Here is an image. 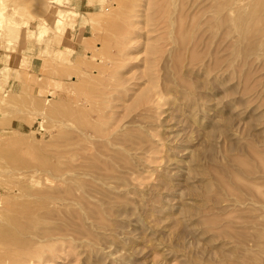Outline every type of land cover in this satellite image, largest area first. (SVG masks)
<instances>
[{
  "label": "rangeland",
  "instance_id": "374dc122",
  "mask_svg": "<svg viewBox=\"0 0 264 264\" xmlns=\"http://www.w3.org/2000/svg\"><path fill=\"white\" fill-rule=\"evenodd\" d=\"M13 1L0 0V11L5 14L0 20V264H264V47L260 41L255 39L254 45L249 39L257 32L258 16L264 17V3L257 0L262 4L261 14L260 4L251 2L254 7L258 4L255 14L253 9L250 12L253 6L249 7V0H232L231 10L236 11H228L233 21L232 45L220 43L226 44L224 50L219 44L217 62L208 53L210 45L201 53L206 45L202 41L196 49L192 41H199L208 24L222 17L223 11H215L222 0H193V6L185 8L182 3L189 0ZM241 6L250 11L245 15ZM62 11L69 12V21L68 28L61 31L54 19ZM255 15L258 20L253 21ZM251 23L254 31L248 29ZM259 23L261 20L260 28L264 21L261 26ZM219 25L217 32L222 35L224 26ZM245 27L247 30L242 29ZM247 31L254 33L247 36ZM183 37L187 44L181 41ZM229 46L231 51L227 52ZM190 47L199 51L191 54V60L189 54L194 49ZM182 51L188 63L184 57L180 56L182 61L177 57ZM58 52L63 53L62 58ZM198 53L206 61L198 59ZM221 55L228 60L223 62ZM173 59L175 64L180 60L183 69L181 65L174 68ZM83 127H88L86 140L90 144L87 153L82 144L78 146L84 151L80 155L97 166L102 165L100 151H105L101 149L105 139L127 129L133 134L130 139L135 141V151L120 146L124 161L108 171L119 179L112 183L96 180V184L84 187V176L79 174V187L83 188L71 184L69 178L76 175L74 164L83 161V157H72V138L81 140ZM134 135L137 138L133 139ZM240 159L254 170L249 181L248 175L240 172ZM211 170H223L229 176L221 173L219 177L220 172L213 175ZM238 173L254 186L253 193H243L247 204L236 202L235 193L231 195L235 188L230 186V174ZM47 175L51 180L45 178ZM222 176L230 184L226 186L231 196L226 189L221 190L224 186L218 187ZM70 192L72 200L68 202ZM53 193L68 197L61 195L62 203L51 204L47 196ZM79 195L85 196L84 201ZM52 225L47 232L56 233L52 240L57 241L36 239L44 234L43 227ZM40 231L44 232L40 235Z\"/></svg>",
  "mask_w": 264,
  "mask_h": 264
},
{
  "label": "bare ground",
  "instance_id": "6f19581e",
  "mask_svg": "<svg viewBox=\"0 0 264 264\" xmlns=\"http://www.w3.org/2000/svg\"><path fill=\"white\" fill-rule=\"evenodd\" d=\"M9 1V0H8ZM16 1V0H15ZM15 1H13L14 2V4H15ZM104 1V0H103ZM103 1H101V2H103ZM158 1H160V0H158ZM186 1V0H185ZM195 1H198V0H195ZM220 0H218V2H219ZM238 1V0H237ZM250 1V3L253 1V0H249ZM257 1V0H256ZM19 2V1H18ZM20 2H21V0H20ZM24 2V1H23ZM193 2V0H191V2H190V0L189 1H187L186 3L183 1V8H185L186 6H188V5H190L191 4V6H193V4L195 3H192ZM216 2H217V0H216ZM217 2V3H218ZM239 2H242L241 4H244V2L243 1H239ZM238 2V3H239ZM261 2H263L264 3V1L263 0H261ZM17 3V2H16ZM220 4H217L216 5V7L215 8H217V10H215V11H217V12H221V11H223V13L224 14H221L222 15V17L220 18V19H215L214 21H212V22H210L207 26H208V28L207 29H205V31H203L201 34H199V33H197V34H199V36L200 37H198V39H199V41H195V42H193L191 39H188V40H191L192 41V43H193V45L192 46H195L196 47V49H197V47H198V45H200L201 44V42L202 43H204V45H206L204 48H201V46H200V48L201 49H203V50H200V52L202 53L203 51L204 52H206L207 50H208V53H209V55H212L213 57H215V61H217L218 62V58L220 57L219 55V52H220V45L222 46V44H220V43H222V42H226L227 44H228V42H230L231 41V39H232V30H231V24H232V18L230 17V14L231 13H229L228 11L230 10L231 12L233 11V12H235L236 13V11H234L235 9H233V10H231V6L233 5L232 4V0H222V1H220L219 2ZM234 3V2H233ZM247 3V5L249 4V2L247 1L246 2ZM252 3H256L255 2V0H254V2H252ZM251 3V5L249 6V7H252L253 6V8H246V6H245V8H246V12H247V10L248 11H250V12H252V9L254 10V9H256L257 8V5L258 4H260V2L258 3V1H257V5H255V7H254V5ZM120 4V3H119ZM118 4V5H119ZM160 4V3H159ZM216 4V3H215ZM240 4V5H241ZM121 5H122V3H121ZM120 5V6H121ZM239 5V6H240ZM108 6V5H107ZM181 6V5H180ZM243 6V5H242ZM241 6V7H242ZM181 7V8H182ZM207 7H209V6H207ZM212 7V6H211ZM233 7V6H232ZM244 7V6H243ZM243 7H242V10H243ZM264 7V6H263ZM259 9L260 8H262V4H260L259 5V7H258ZM257 8V9H258ZM16 9V8H15ZM160 9V8H159ZM190 10H191V8H189ZM188 9V10H189ZM241 9V8H240ZM256 9V10H257ZM264 9V8H263ZM49 10V9H48ZM71 10V9H70ZM152 10V9H151ZM181 10V9H180ZM183 10V13H184V11H185V9H182ZM212 10V9H211ZM262 9H260V10H258L259 12L261 11ZM59 11H60V9H59ZM239 11V10H238ZM244 11V10H243ZM257 11V12H258ZM264 11V10H263ZM262 11V12H263ZM245 12V11H244ZM246 12H245V15H246ZM250 12L248 13V15L250 14ZM259 12H258V15H259ZM262 12H260L261 14H262ZM187 13V12H186ZM216 13V12H215ZM215 13H213V14H215ZM253 13H255V14H257L256 13V11L254 10V12ZM252 13V14H253ZM264 13V12H263ZM59 14V13H58ZM130 14V13H129ZM195 14V13H194ZM202 14V13H201ZM217 14V13H216ZM234 14V13H233ZM252 14H250L249 16H251L252 17ZM92 15V14H91ZM182 15V14H181ZM180 15V16H181ZM217 15H219V14H217ZM217 15H215V16H217ZM220 15V16H221ZM232 15V14H231ZM238 15V14H237ZM241 15V14H240ZM244 15V14H243ZM257 15V16H258ZM93 16V15H92ZM129 16V15H128ZM192 16V15H191ZM214 15H213V17H215ZM254 16V15H253ZM256 15H255V18L253 19V21H256L255 19H257L258 20V18H256L257 17ZM262 16H264V15H262ZM130 17V16H129ZM174 17V16H173ZM196 17V16H195ZM195 17H193L192 19H195ZM211 17V16H210ZM247 18H249L248 16H246ZM245 17V18H246ZM258 17H260V19L258 20V21H256L255 23L257 24V28H256V30L254 29V25H253V23H251V24H249V28L248 29H250V30H255V31H257L256 33H254V32H251L250 31V33L251 34H249V32L247 31V36H252V33H254L253 34V37H254V39H253V37L251 38H249V39H252L253 41V44L255 43L254 42V40L256 39L257 41H260L261 42V44L263 45V47H264V23L262 24V22L264 21L263 19H264V17H262L261 18V16H258ZM4 18H5V14L3 13V12H1L0 11V20H4ZM179 18V17H178ZM180 19V18H179ZM184 19V18H183ZM208 19H210V18H208ZM237 19V18H236ZM45 20V19H44ZM55 21H54V25L59 29V30H65L66 28H68V21H69V12H61L58 16L56 15V17H55V19H54ZM261 20V24L263 25V26H261V24H260V28L258 27V22ZM263 20V21H262ZM23 21V20H22ZM179 21V20H178ZM192 21V20H191ZM194 21V20H193ZM193 21H192V23H193ZM232 21V22H231ZM241 21V20H240ZM125 22V21H124ZM185 22V21H184ZM195 22V21H194ZM197 22V21H196ZM207 22V21H206ZM209 22V21H208ZM207 22V23H208ZM17 23V22H16ZM71 23V22H70ZM154 23V22H153ZM172 23V22H171ZM170 23V24H171ZM191 23V24H192ZM204 23V22H203ZM202 23V24H203ZM220 23H222V25L224 26V28H223V30H222V35L219 33V32H217L221 27V25H219ZM231 23V24H230ZM249 23H250V19H249ZM254 23V24H255ZM1 24H3V23H1ZM0 24V25H1ZM11 24V23H10ZM15 24V23H14ZM242 24H243V21H242ZM255 24V25H256ZM16 25V24H15ZM196 25V24H195ZM17 26V25H16ZM150 26V25H149ZM181 26V25H180ZM206 26V25H205ZM204 26V27H205ZM206 26V27H207ZM242 26H245V24L244 25H242ZM172 27V26H171ZM195 27V26H194ZM203 27V26H202ZM246 27H248V26H246ZM246 27L245 28H242V29H245V30H247L246 29ZM253 29H252V28ZM256 27V26H255ZM191 28V27H190ZM197 27H195V29H196ZM259 28V29H258ZM184 29V28H183ZM234 29V28H233ZM258 29V30H257ZM189 30V29H188ZM244 30V31H245ZM179 31H180V29H179ZM178 31V32H179ZM243 31V32H244ZM44 33V32H43ZM191 33V32H190ZM181 34V33H180ZM249 34V35H248ZM121 35V34H120ZM188 35V34H187ZM244 35H245V32H244ZM174 36V35H173ZM181 36V35H180ZM184 36L186 37V33L184 34ZM246 36V37H247ZM189 37V36H188ZM235 37H237V36H235ZM242 37V36H241ZM244 37V36H243ZM256 37V38H255ZM18 38V37H17ZM195 38H197L196 37V34H195ZM161 40V39H160ZM186 40V38H184L183 37V40H181L182 42H185V44H187L186 42H188V41H185ZM196 40V39H195ZM243 40V39H242ZM68 41H69V39H68ZM191 41H190V44H191ZM256 41V42H257ZM198 42V44H195V43H197ZM205 42H206V44H205ZM242 42V41H241ZM247 42H249V41H247ZM252 42H251V44H252ZM65 43V42H64ZM181 43V42H180ZM240 43V42H239ZM244 43H245V41H244ZM190 44L188 43V45L190 46ZM220 44V45H219ZM229 44H231L232 45V43L230 42ZM256 44V43H255ZM254 44V45H255ZM261 44L259 43V45H258V43H257V45H258V47L259 46H261ZM207 45H210V47L206 50V47H207ZM219 45V46H218ZM234 45V44H233ZM180 46H181V44H180ZM189 46H186V47H189ZM223 46H224V48H223ZM222 46V49H224L225 50V47H226V44L225 45H223ZM252 47H254L253 45H251ZM124 47V46H123ZM182 47V46H181ZM258 47H256V48H258ZM191 49H194V47H190ZM199 48V49H200ZM231 48H232V46H231ZM181 49V48H180ZM191 49L189 50V52L191 51ZM222 49H221V51H222ZM253 49H255V48H253ZM263 49V48H262ZM177 50V49H176ZM183 50V49H182ZM187 50V49H186ZM188 50H187V52H188ZM206 50V51H205ZM227 52L230 50L231 51V49H230V46L229 47H227ZM178 51V50H177ZM195 51H197V50H192V53H188L190 56H191V58H190V60L192 59V56L193 55H191V54H193V53H196ZM261 51V50H260ZM197 52H199V51H197ZM264 52V51H263ZM183 53V54H182ZM121 54V53H120ZM178 54V53H177ZM181 54V55H180ZM177 57H179V59L182 61V59H183V57H184V60H186L187 58H185V55H184V51H182L181 53H180ZM205 54V53H204ZM221 54H224L223 53V51L221 52ZM228 54H230V53H228ZM103 55V54H102ZM195 55H197V58L199 57L200 59H202V61H206L204 58V56H202V57H204V58H201V56H199V53L198 54H195ZM207 55V54H206ZM57 56L58 57H60V58H62L63 57V53H61L60 54V52H58L57 53ZM93 56V55H92ZM166 56V55H165ZM180 56H182L181 58H180ZM187 56V55H186ZM208 56V55H207ZM206 56V57H207ZM219 56V57H218ZM222 56V58H223V55H221ZM248 56V55H247ZM118 57V56H117ZM173 57H175V56H173ZM230 57V56H229ZM228 56L226 57V58H229ZM44 58V57H43ZM196 58V57H195ZM198 58V59H199ZM222 58H220V60H219V62H221V59ZM225 58V57H224ZM222 59L223 60V62H224V60L225 59ZM97 59V58H96ZM113 59V58H112ZM175 59H177V58H175ZM189 59V58H188ZM186 60V62L187 61H189V60ZM196 60V61H198L199 62V60ZM204 59V60H203ZM213 59V58H212ZM103 60V59H102ZM109 60V59H108ZM179 60V61H180ZM195 60V59H194ZM207 60H208V57H207ZM226 60H228V59H226ZM225 60V61H226ZM230 60V59H229ZM173 61H175L174 59L172 60V62ZM178 61V62H179ZM254 61V60H253ZM45 62V61H44ZM105 62V61H104ZM103 62V63H104ZM107 62V61H106ZM116 62V61H115ZM178 62H177V60H176V64H175V62H173L174 64L173 65H176V67L175 66H173L174 68H179L180 67V65L182 64V63H180L179 65H178ZM185 62V61H184ZM192 62V61H191ZM191 62H189V66H190V64H191ZM208 62V61H207ZM231 62V61H230ZM252 62V61H251ZM47 63V62H46ZM101 63V62H100ZM110 64H112L113 65V60H111L110 59V62H109ZM188 63V62H187ZM211 63H212V60H211ZM226 63V62H225ZM253 63V62H252ZM47 64H49V63H47ZM81 64V63H80ZM116 64V63H115ZM169 64V63H168ZM197 64V63H196ZM199 64H201V63H198L197 65H199ZM45 65V64H44ZM58 65V64H57ZM182 65H184V64H182ZM182 65H181V69H183V67H182ZM202 65V64H201ZM212 65H213V68H214V61H213V63H212ZM211 65V66H212ZM227 65H229V67H230V65H231V63H229V64H227ZM243 65V64H242ZM263 65V64H262ZM48 66V65H47ZM51 66V65H50ZM65 66V65H64ZM107 66V65H106ZM116 66V65H115ZM185 66H187V65H185ZM204 66V65H203ZM218 66H219V64H218ZM232 66V65H231ZM239 66V65H238ZM244 66V65H243ZM114 67V66H113ZM194 67V66H193ZM192 67V68H193ZM224 67V66H223ZM226 67V66H225ZM228 67V66H227ZM262 67V66H261ZM108 68V67H107ZM184 68H186V67H184ZM195 68V67H194ZM212 68V67H211ZM216 68V67H215ZM220 68V67H219ZM240 68H242V67H240ZM249 68V67H248ZM170 69H173V68H170ZM181 69H180V72H181ZM198 69V68H197ZM221 69H222V67H221ZM227 69V68H226ZM225 69V70H226ZM246 69V68H245ZM244 69V70H245ZM51 70H53V69H51ZM107 70V69H106ZM105 70V71H106ZM113 70V69H112ZM111 70V71H112ZM169 70V69H168ZM177 70H179V69H177ZM177 70H176V72H177ZM188 70V69H187ZM215 70V69H214ZM217 70V69H216ZM224 70V69H223ZM228 70V69H227ZM226 70V71H227ZM229 70H230V68H229ZM247 70H249V69H247ZM46 71V70H45ZM54 71V70H53ZM52 71V72H53ZM110 71V70H109ZM183 71V70H182ZM194 71V69H192V72ZM207 71V70H206ZM212 71V73H213V70H211ZM256 71V70H255ZM259 71H260V69H259ZM51 72V71H50ZM113 72V71H112ZM170 72V71H169ZM187 72H189V71H187ZM217 72V71H216ZM219 72V71H218ZM258 72V71H257ZM54 73V72H53ZM107 73V72H106ZM177 73H179V71L177 72ZM182 73V72H181ZM181 73H179V75L181 76L182 74ZM211 73V72H210ZM248 73V72H247ZM246 73V75H248ZM28 74V73H27ZM57 74H59L58 72H57ZM56 73H54V75H57ZM114 74V73H113ZM174 74H176V73H174ZM208 74V73H207ZM214 74V73H213ZM217 74V73H216ZM254 74H256V73H254ZM104 75V74H103ZM177 75V74H176ZM210 75V74H209ZM231 75V74H230ZM245 75V76H246ZM57 76H60V74L59 75H57ZM76 76V75H75ZM98 76V75H97ZM96 76V77H97ZM167 76V75H166ZM178 76V75H177ZM176 76V77H177ZM179 76V78H181L182 79V76L180 77ZM245 76H244V79H245V81H247V79H248V76H246L247 77V79L245 78ZM28 77V76H27ZM107 77V76H106ZM110 77H112V75L111 74H109V78ZM213 77V76H212ZM250 77V76H249ZM169 78V77H168ZM178 77L177 78H175L176 80L177 79H179ZM95 79V78H94ZM112 79V78H111ZM170 80V79H169ZM180 80V79H179ZM183 80V79H182ZM182 80H180V81H182ZM80 81V80H79ZM208 81V80H207ZM169 82V81H168ZM212 82V81H211ZM215 82V81H214ZM82 83V82H81ZM181 83H183V82H181ZM186 82L184 81V83L183 84H185ZM190 83V82H189ZM188 83V84H189ZM205 83V82H204ZM244 82H242V84H243ZM85 84V83H84ZM178 84V83H177ZM187 84V85H188ZM194 84V83H193ZM201 84H203V83H201ZM215 84V83H214ZM178 85H180V84H178ZM182 85V84H181ZM190 85V84H189ZM196 85V84H195ZM198 85V84H197ZM184 86V85H183ZM189 87V86H188ZM164 88V87H163ZM162 88V89H163ZM166 88V87H165ZM185 88H186V86H185ZM169 89V88H168ZM167 89V90H168ZM174 89V88H173ZM177 89V88H176ZM184 89V88H183ZM182 89V90H183ZM171 91L173 92L174 90H172L171 89ZM146 92V91H145ZM148 93H150L151 94V92H148ZM174 93V92H173ZM209 93V92H208ZM166 94V93H165ZM164 94V95H165ZM181 94V93H180ZM196 94V93H195ZM88 95V94H87ZM156 94H154V96H155ZM159 95V94H158ZM163 95V96H164ZM76 96V95H75ZM95 96V95H94ZM92 98H93V96H91ZM140 97V96H139ZM144 97V96H143ZM167 97V96H166ZM192 97V96H191ZM89 98V97H88ZM92 98H89V99H92ZM145 98V97H144ZM141 99V98H140ZM146 99V98H145ZM149 99V98H148ZM97 100V99H96ZM147 100V99H146ZM190 100V99H189ZM192 100V99H191ZM98 101V100H97ZM193 101V100H192ZM191 101V102H192ZM211 101V100H210ZM82 102V101H81ZM84 102V101H83ZM99 102V101H98ZM144 102V101H143ZM87 103V102H86ZM185 103V102H184ZM52 104V103H51ZM83 104V103H82ZM197 104V103H196ZM201 104V103H200ZM47 105V104H46ZM89 105V104H88ZM141 105V104H140ZM76 106H78V105H76ZM95 106V105H94ZM98 106V105H97ZM101 106V105H100ZM193 107H194V105H192ZM54 107V106H53ZM90 107V106H89ZM88 107V108H89ZM91 107H93V106H91ZM91 107H90V109H91ZM196 107V106H195ZM200 107V106H199ZM72 108V107H71ZM85 108H86V106H85ZM191 108V107H190ZM94 109V108H93ZM99 109V108H98ZM154 109V108H153ZM200 109H202V108H200ZM43 110V109H42ZM52 110V109H51ZM58 110V109H57ZM81 110V109H80ZM92 110V109H91ZM103 110V109H102ZM193 109H191V111H192ZM197 110V109H196ZM54 111V110H53ZM145 111V110H144ZM209 111V110H208ZM56 112V111H55ZM77 112V111H76ZM96 112V111H95ZM99 112H101V111H99ZM141 112V111H140ZM81 113V112H80ZM138 113V112H137ZM195 113V112H194ZM36 114V113H35ZM47 114V113H46ZM84 114V113H83ZM92 113H90V115H91ZM59 115V114H58ZM95 115V114H94ZM140 115V114H139ZM195 115V114H194ZM85 117V116H84ZM134 117V116H133ZM136 117H138L139 118V116H135V118ZM85 119V118H84ZM134 119V118H133ZM137 119V118H136ZM29 120V119H28ZM27 120V121H28ZM66 120V119H65ZM86 120V122H87V119H85ZM84 120V121H85ZM89 120V119H88ZM26 121V120H25ZM26 121V122H27ZM30 121H32L31 119H30ZM43 121V120H42ZM59 121V120H58ZM92 121V120H91ZM94 121V120H93ZM81 122H83V120L81 121ZM86 122H84V123H86ZM90 121H88L87 123H89ZM97 122V121H96ZM134 122V121H133ZM29 123V122H28ZM84 123H80L81 125H83ZM86 123V124H87ZM92 122H90L89 124H91ZM100 123V122H99ZM210 123H211V121H210ZM79 124V125H80ZM96 124H98V123H96ZM101 124V123H100ZM99 124V125H100ZM30 125V124H29ZM63 125V124H62ZM92 125H93V123H92ZM94 125H95V121H94ZM83 126H85V125H83ZM97 126V125H96ZM95 126V127H96ZM136 126V125H135ZM33 127V126H32ZM79 127H81V126H79ZM93 127V126H92ZM123 127V126H122ZM169 127H170V125H169ZM90 128V127H89ZM131 128V127H130ZM135 128V127H134ZM43 129V128H42ZM149 129H150V127H149ZM170 129V128H169ZM172 129V128H171ZM46 130V129H45ZM78 130H79V128H78ZM97 130H99V126L97 127ZM96 130V128H94V130L93 131H97ZM125 130V129H124ZM124 130H122V131H124ZM167 130V129H166ZM173 130V129H172ZM172 130H171V132H172ZM50 131V130H49ZM82 132H83V138L80 140L79 138H75V137H73L72 138V140H74V143H73V148H75V151H73V153H72V157H74V159H77L78 158V156H80L81 158H82V160L81 159H79V160H81L80 162V164H78V163H76V161H75V163H76V165L74 164V166H73V168H72V171L76 174L75 176H72V177H70L69 178V180L71 181V184H74V185H77L78 187H75L76 189H81V188H83V187H79V180L77 179L78 178V176H79V174L80 175H83L84 176V178H85V176H90V177H92V179L90 178V180L88 181V179L89 178H80V179H82L83 181H81L82 183H84V184H86V185H84V187H86V186H92V184L91 183H94L96 180H103V181H105L106 183H108V182H114V180H116V179H119V177L117 176V175H114V174H112V173H109L108 171L109 170H115L117 167H119V165H121L120 164V161H124L123 159V155L125 154H123V152H124V149H122V148H120V146H122L123 147V145H127V150L128 151H130V150H133V151H135V149L137 148L136 147V144H135V141H132L131 139H130V136H132L133 134H130V133H128L129 131H128V129H127V131H125V132H121V133H115V134H113V137H109L108 139H105L104 141H103V146H101V149H105V151H100L101 152V154H102V157H103V160L101 159V161H102V165L101 166H97V165H95V164H93L94 163V161H93V163H91V161H89V157H85L84 155H80V151H83V150H87L88 149V146H89V144H90V142L89 143H87V140H86V138H87V136H88V127L86 128V129H84V127H83V129L81 130ZM134 131V130H133ZM169 131L170 130H168V133H167V131H166V133H167V135L166 136H169L168 134H169ZM36 132V131H35ZM78 132V131H77ZM180 132V131H179ZM212 132V131H211ZM34 133V132H33ZM92 133V132H91ZM134 133V132H133ZM173 133H175V132H173ZM214 133V132H213ZM54 134V133H53ZM79 134V133H78ZM103 134V133H102ZM140 134V133H139ZM177 133H175V135H176ZM81 135V134H80ZM174 135V134H173ZM91 136V135H90ZM89 136V137H90ZM110 136V135H109ZM136 136H138V135H136ZM135 135L133 136V139H135L134 137H136ZM140 136V135H139ZM142 136V135H141ZM22 137V136H21ZM92 137V136H91ZM94 137V136H93ZM92 137V138H93ZM173 136H170V138H172ZM41 138H43V137H41ZM137 138V137H136ZM143 138V137H142ZM166 138V137H165ZM169 138V137H168ZM169 138V139H170ZM177 138V137H176ZM15 139V138H14ZM21 139V138H20ZM140 139H141V137H140ZM147 139V138H146ZM149 139H151V138H149ZM168 139V140H169ZM23 140V139H22ZM24 140H26V139H24ZM84 140V141H83ZM90 140V139H89ZM137 140V139H136ZM167 140V141H168ZM30 141V140H29ZM93 141V140H92ZM140 141V140H139ZM146 141V140H145ZM25 142V141H24ZM131 142V143H130ZM169 142H170V140H169ZM172 142V141H171ZM140 143H142V140H141V142ZM152 143V142H151ZM80 144H82L83 146H82V149L83 150H81L78 146L80 145ZM88 144V145H87ZM57 145V144H56ZM91 145H92V143H91ZM94 145V144H93ZM37 146V145H36ZM49 146V145H48ZM47 146V147H48ZM124 148V147H123ZM173 148V147H172ZM53 149V148H52ZM55 149V148H54ZM54 149H53V151H54ZM57 149V148H56ZM91 149V148H90ZM58 150V149H57ZM61 150V149H60ZM63 150V149H62ZM66 150V149H65ZM169 150V149H168ZM89 150H87V151H85L86 153L88 152ZM36 152V151H35ZM55 152V151H54ZM58 152V151H57ZM60 153H61V151H59ZM84 152V151H83ZM32 153V152H31ZM59 153V154H60ZM139 153V152H138ZM55 154V153H54ZM57 154V153H56ZM83 154H85V153H83ZM95 154H98V153H95ZM94 154V155H95ZM22 155H23V153H22ZM35 155V154H34ZM61 155V154H60ZM63 155V154H62ZM174 155V154H173ZM70 156V155H69ZM90 156V155H89ZM99 156V155H98ZM118 156V157H117ZM167 156V155H166ZM59 157V156H58ZM171 157V156H170ZM32 158V157H31ZM98 158V157H97ZM46 159V158H45ZM168 159V158H167ZM232 160V159H231ZM50 161V160H49ZM74 161V160H73ZM171 161L172 160H170L169 159V162L171 163ZM176 161V160H175ZM178 161V160H177ZM238 161V165H240V167H241V169H242V171H240V172H243L242 174H245V175H248L247 176V180L249 181V177H250V175H252V173H253V171L254 170H252L251 168H250V165L248 164V163H246L245 161H243L242 159H240V160H237ZM263 161V160H262ZM46 162V161H45ZM44 162V163H45ZM68 162V161H67ZM95 162H98L97 160L95 161ZM125 162L126 163H128L127 162V160H125ZM173 162V161H172ZM178 162H181V161H178ZM178 162H176V163H178ZM71 162H69V165H71L70 164ZM101 163V162H100ZM174 163V162H173ZM172 163V164H173ZM263 163H264V161H263ZM48 164V163H47ZM62 164H63V162H62ZM168 164V163H167ZM233 164V163H232ZM60 165H61V163H60ZM235 165V164H234ZM45 166V165H44ZM48 166H49V164H48ZM53 166H54V164H53ZM227 166H229V165H227ZM46 167H47V165H46ZM130 167V166H129ZM259 167H261L262 168V166L260 165ZM263 167H264V164H263ZM48 168V167H47ZM60 168H61V166H60ZM69 168V167H68ZM212 168V167H211ZM210 168V169H211ZM215 168V167H214ZM49 169H52V168H49ZM59 169V168H58ZM64 169V168H63ZM209 169V170H210ZM213 169V168H212ZM221 169V168H220ZM232 169L233 168H231V170L230 171H232ZM240 169V170H241ZM12 170V169H11ZM83 170V171H82ZM98 170V171H97ZM100 170H102V171H106V173L105 174H100L99 175V173H101V172H99ZM208 170V171H209ZM236 170V168H234V170L233 171H235ZM36 171V170H35ZM49 171V170H48ZM82 171V172H81ZM207 171V169H206V172H208ZM213 171V172H212ZM215 171V172H214ZM221 171H223V170H221ZM221 171H216V170H211V172L213 173V175L214 174H217V172H220V175H219V177L221 176V173L223 174V175H226L227 173H223L224 171H225V166H224V171L223 172H221ZM263 171H264V169H263ZM8 172V171H7ZM99 172V173H98ZM205 172V171H204ZM205 172V173H206ZM35 173V172H34ZM39 173V172H38ZM204 173V174H205ZM235 173H236V171H235ZM207 174H209L210 175V173H207ZM7 175H8V173H7ZM37 175V174H36ZM63 175V174H62ZM193 175H195V174H193ZM240 173H238V175H232V174H230V180L232 181V183L233 184H229V182H228V180L226 181V179L227 178H224L223 176V178L222 179H220V181H219V186L218 187H221L220 185H222V186H224V187H221V190H222V188L225 190H227V194L229 193V192H231L230 191V189H229V192H228V188H229V185L232 187V186H234L233 188H235V191L233 190V188H231V190H233L231 193V195H233L234 193H235V195H233L234 196V200L237 202H239V203H246V201H245V197H247L245 194H243V193H253V184H252V186H251V184H248V183H246V181L244 180V179H242V178H245V176L244 175H240ZM226 176H229V175H226ZM242 176V177H241ZM41 177V176H40ZM211 177V176H210ZM218 177V178H219ZM47 180H51V178H50V176L49 175H47L46 177H45ZM216 178V177H215ZM229 178V177H228ZM241 178V179H240ZM8 179V178H7ZM254 179V178H253ZM122 180H123V178H122ZM212 180V179H211ZM209 181H210V179H209ZM247 181V182H248ZM251 181V180H250ZM62 182L64 183V182H66V179H63L62 180ZM97 182V181H96ZM96 182H95V184H96ZM207 182H208V180H207ZM216 182V181H215ZM252 182V181H251ZM22 183V182H21ZM53 184H54V182H53ZM64 184H66V183H64ZM215 184V183H214ZM55 185V184H54ZM99 185V184H98ZM216 185V184H215ZM228 186V188H227V186ZM255 185V184H254ZM101 186V185H100ZM99 186V187H100ZM16 187V186H15ZM63 187V186H62ZM69 187V186H68ZM206 187V186H205ZM11 188H14V187H11ZM17 188V187H16ZM75 188H73L74 190H75ZM88 188V187H87ZM86 188V189H87ZM101 188V187H100ZM99 188V189H100ZM104 188V187H103ZM214 188H215V186H214ZM15 189V188H14ZM38 189V188H37ZM132 189V188H131ZM220 189V188H219ZM129 190V189H128ZM206 190V188L204 189V191ZM236 190H237V193H236ZM255 190H256V187H255ZM254 190V191H255ZM262 190V189H261ZM72 191V190H71ZM81 191V190H80ZM130 191V190H129ZM263 191V190H262ZM260 192V193H263V192ZM82 192V191H81ZM88 192V191H87ZM86 192V193H87ZM104 192H106L105 190H104ZM56 193V192H55ZM55 193H53V195L51 194V195H49V196H47V199H48V201L51 203V204H56V203H62L63 202V200H64V198H62V197H66L65 195L63 196V194H61L62 195V197H61V195H55ZM83 193V192H82ZM89 193V192H88ZM217 193V192H216ZM256 193V192H255ZM14 194V193H13ZM21 194V193H20ZM24 194V193H23ZM57 194V193H56ZM80 194V193H79ZM95 194V193H94ZM206 194H208V193H206ZM12 195V194H11ZM19 195V194H18ZM27 195V194H26ZM71 192L69 193V199L67 200L68 202H70L71 200H72V198H71ZM73 195H75V194H73ZM77 195V194H76ZM85 195V194H84ZM103 195V194H102ZM201 195V194H200ZM204 195V194H203ZM211 195V194H210ZM229 195V194H228ZM231 195H229V196H231ZM245 195V196H244ZM80 197H82V200L83 199H85V196L83 197L82 195H79ZM131 196V195H130ZM252 196H256V195H253L252 194ZM258 196V195H257ZM15 197V196H14ZM67 197H68V195H67ZM66 197V198H67ZM210 197V196H209ZM31 198V197H30ZM74 199H75V197H73ZM208 198V197H207ZM254 199H255V197H253ZM259 198V197H258ZM257 198V199H258ZM263 198V197H262ZM66 200V199H65ZM70 200V201H69ZM76 200V199H75ZM87 200V199H86ZM111 200V199H110ZM115 200H116V198H115ZM244 200V201H243ZM246 200H247V198H246ZM84 201V200H83ZM230 201V200H229ZM257 201V200H256ZM261 201V200H260ZM66 202V201H65ZM88 202V201H87ZM264 202V201H263ZM262 202V203H263ZM33 203V202H32ZM45 203V202H44ZM67 203V202H66ZM72 203V202H71ZM123 203V202H122ZM244 203V204H245ZM121 204V203H120ZM241 204V205H242ZM247 204V203H246ZM60 205V204H59ZM58 205V206H59ZM64 205H65V203H64ZM62 206V205H61ZM76 206V205H75ZM112 206V205H111ZM121 206V205H120ZM245 206H247V205H245ZM47 207V206H46ZM64 207V206H63ZM69 207V206H68ZM67 207V208H68ZM86 207V206H85ZM262 207V206H261ZM52 208H54V207H52ZM255 208V207H254ZM72 209H73V207H72ZM116 209V208H115ZM226 209V208H225ZM239 210V209H238ZM65 211V210H64ZM99 211V210H98ZM110 211V210H109ZM263 211V210H262ZM66 213H67V211H65ZM242 212V211H241ZM251 212V211H250ZM255 212V211H254ZM32 213V212H31ZM90 213H91V211H90ZM243 213H245V212H243ZM259 213V212H258ZM56 214V213H55ZM80 214V213H79ZM121 214V213H120ZM196 214V213H195ZM261 214H262V212H261ZM30 215V212H29V214H28V216ZM33 215V214H32ZM68 215V214H67ZM256 215V214H255ZM25 216V215H24ZM40 216V215H39ZM44 216V215H43ZM93 216V215H92ZM257 216V215H256ZM263 216V215H262ZM36 216H34V218H35ZM42 217V216H41ZM48 217H50V216H48ZM73 217V216H72ZM26 218H27V216L24 218L25 220H26ZM38 218V217H37ZM57 218V217H56ZM232 218V217H231ZM259 218H260V216H259ZM39 219V218H38ZM65 218H63L62 220H64ZM70 219V218H69ZM91 219V218H90ZM102 219V218H101ZM238 220L240 219V218H237ZM243 219V218H242ZM27 221V223L28 224H30V222H28V220H26ZM30 221H31V219H30ZM37 221V220H36ZM39 221H40V219H39ZM97 221V220H96ZM249 221V220H248ZM79 222H81V221H79ZM103 222V221H102ZM101 222V223H102ZM116 222V221H115ZM245 222H246V220H245ZM52 223V222H51ZM69 223V222H68ZM77 223V222H76ZM106 223V222H105ZM213 223V222H212ZM215 223V222H214ZM213 223V224H214ZM217 223V222H216ZM239 222L237 221V224H238ZM36 224H37V222H36ZM42 223H39V225H41ZM107 224H108V222H107ZM106 224V225H107ZM111 224V223H110ZM240 224V223H239ZM242 224V223H241ZM25 225V224H24ZM38 225V226H39ZM45 225V224H44ZM70 225V224H69ZM73 225V224H72ZM95 225V224H94ZM229 225V224H228ZM249 225V224H248ZM260 225V224H259ZM30 226V225H29ZM32 226H35V225H32ZM46 226V225H45ZM60 226V225H59ZM71 226V225H70ZM75 226V225H74ZM82 226V225H81ZM213 226V225H212ZM240 226V225H239ZM40 227H42V226H40ZM55 227V226H54ZM72 227V226H71ZM94 227V226H93ZM108 227H109V225H108ZM15 228V227H14ZM28 228H30V227H28ZM45 228L47 229V230H45ZM51 228H53V225L51 226V227H43L42 228V230H44V231H42V232H44V234L43 235H41V231L39 232L40 233V235H41V237H42V239H41V237L38 235V238H36V239H39L40 241H44L46 238L48 239L47 240V242H49V239H53V237L55 236H57L56 235V233H48L47 231H49ZM58 228V227H57ZM60 228V227H59ZM75 228V227H74ZM111 228V227H110ZM109 228V229H110ZM249 228V227H248ZM252 227H250V229H251ZM31 229H33V228H31ZM61 229V228H60ZM250 229H248V230H250ZM23 230V229H22ZM25 230V229H24ZM34 230V229H33ZM54 230V229H53ZM53 230H52V232H53ZM59 230V229H58ZM87 230V229H86ZM30 231H32V230H30ZM55 231V230H54ZM69 231H71V230H69ZM189 231H190V229H189ZM241 231V230H240ZM246 231H247V229H246ZM56 232H57V230H56ZM111 232V231H110ZM109 232V233H110ZM195 232V231H194ZM23 233V232H22ZM35 233H37L38 234V232H36L35 231ZM57 233H59V232H57ZM257 233V232H256ZM260 233H262V232H260ZM28 234H30V232H28ZM32 234H34V232H32ZM37 234L35 235L34 234V236H36L37 237ZM60 234V233H59ZM71 234H73V232L71 233ZM195 234V233H194ZM247 234V233H246ZM253 234V233H252ZM128 235V234H127ZM260 235V234H259ZM27 236V235H26ZM244 236H246L245 234H244ZM25 237V236H24ZM32 237V236H31ZM30 237V238H31ZM68 237V236H67ZM257 237V236H256ZM43 238H44V240H43ZM97 238H98V236H97ZM25 239V241H26V238H24ZM28 240H29V237L27 238ZM35 239V238H34ZM57 239V238H56ZM55 239V240H56ZM68 239V238H67ZM243 239V238H242ZM32 240H33V238H32ZM38 240V241H39ZM50 240V241H51ZM55 240L53 241V242H55ZM58 240V239H57ZM56 240V241H57ZM24 241V242H25ZM29 241H31V239L29 240ZM36 241V240H35ZM38 241H36V242H38ZM39 241V242H40ZM241 241V240H240ZM32 242V241H31ZM35 242V243H36ZM68 242V241H67ZM71 242V241H70ZM78 242V241H77ZM244 242V241H243ZM16 243V242H15ZM20 242H18V244H19ZM23 243V242H22ZM25 243H27V242H25ZM34 243V244H35ZM50 243V242H49ZM52 243V242H51ZM69 243V242H68ZM81 243V242H80ZM236 243V242H235ZM17 244V243H16ZM21 244V243H20ZM42 244H44V243H42L41 242V245L39 246L40 248H41V246H42ZM46 244H48V243H46ZM55 244V243H54ZM103 244V243H102ZM13 245V244H12ZM33 245V242H32V244H31V246ZM36 245H37V243H36ZM101 245V244H100ZM10 247V246H9ZM13 247V246H12ZM19 247V246H18ZM103 247V246H102ZM16 248H17V246H16ZM29 248V247H28ZM30 248H32V249H34L33 247H30ZM35 248H36V246H35ZM44 248V247H43ZM39 248H37V250H38ZM7 250V249H6ZM11 250H13V249H10V251ZM17 250H19V249H17ZM102 250V249H101ZM9 251V250H8ZM25 251V250H24ZM35 251H36V249H35ZM20 252V251H19ZM32 252H33V250H32ZM11 253H12V255H13V251H11ZM25 253H26V251H25ZM247 253V252H246ZM5 254V253H4ZM8 254V253H7ZM21 254H22V250H21ZM21 254H18L19 256L21 255ZM16 255V257L15 258H17V254H15ZM27 255V254H26ZM30 255V254H29ZM29 255H27L28 257H29ZM31 255H33V254H31ZM54 255V254H53ZM118 255V254H117ZM247 255V254H246ZM250 255V254H249ZM249 255H247V256H249ZM8 257H10L11 258V256H9V255H7ZM22 256V255H21ZM5 257V256H4ZM8 257H5V258H8ZM12 257H14V256H12ZM251 257V256H250ZM2 258V257H1ZM10 258H8L9 259V261H11V259ZM14 258V259H15ZM20 258V257H19ZM25 258H27L26 256H25ZM28 260H27V263H28V261H29V258H27ZM54 259V258H53ZM248 259V258H247ZM254 259H255V257H254ZM7 260V259H6ZM20 260H21V258H20ZM244 260H246V259H244ZM16 261V260H15ZM14 261V262H15ZM240 261V260H239ZM3 262V261H2ZM6 263H7V261H5ZM21 262V261H20ZM36 262V261H35ZM244 262H246V261H244ZM248 262V261H247ZM256 262H258V261H256ZM12 263V262H11ZM22 263V262H21ZM242 263V262H241ZM37 264H39V263H37ZM235 264V263H234ZM243 264V263H242ZM252 264V263H251ZM260 264H261V262H260Z\"/></svg>",
  "mask_w": 264,
  "mask_h": 264
}]
</instances>
